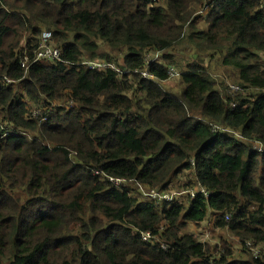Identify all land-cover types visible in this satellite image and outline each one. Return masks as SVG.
<instances>
[{
	"label": "trees",
	"instance_id": "trees-1",
	"mask_svg": "<svg viewBox=\"0 0 264 264\" xmlns=\"http://www.w3.org/2000/svg\"><path fill=\"white\" fill-rule=\"evenodd\" d=\"M262 5L0 0V79L13 82L0 86V134L10 130L0 137V264H264ZM201 18L204 29L196 26ZM42 31L52 34L60 61L21 68V43L31 58ZM183 45L191 59L175 62L169 52ZM156 51L164 64L146 69L156 81L134 74ZM219 58L235 76V96L208 70L206 61ZM95 59L130 73L83 64ZM172 64L179 93L159 84ZM208 123L229 132L213 134ZM197 183L207 199L156 203L138 190ZM208 215L238 240L240 255L222 237L202 243L188 232ZM246 241L263 246L259 257Z\"/></svg>",
	"mask_w": 264,
	"mask_h": 264
},
{
	"label": "built area",
	"instance_id": "built-area-1",
	"mask_svg": "<svg viewBox=\"0 0 264 264\" xmlns=\"http://www.w3.org/2000/svg\"><path fill=\"white\" fill-rule=\"evenodd\" d=\"M262 7L264 8V5H262ZM207 10H208L207 8H204L202 11L199 12V14L203 15V13H206ZM37 39H38V43L32 51L31 58L28 56L27 49L25 48L26 40L24 39L23 42L21 43L20 49L17 51V56H18L19 64L21 68L28 70L30 65L37 63V62L55 63V62L60 61V49L57 48L53 44L52 34L50 32L42 31V33ZM162 56H163V52H159V51L147 53L144 57V63H143L142 69L134 70L133 73L139 74L144 79H150V80L156 81L154 77L148 74L146 69L151 63L164 64V61L162 60ZM83 64L88 66L89 69L91 70L110 69L118 73V75L130 73L129 70L120 71L115 67L114 64L107 63L106 61L102 59H95L93 61L84 62ZM165 68H166V73H167V80H172V79L178 80L180 78V73L173 66L168 65ZM161 82H159V84ZM12 83L13 82L6 77H3L0 79V86H9ZM228 93L230 95L235 96L240 93V89L235 84L228 85ZM70 104H71V101H70ZM230 105L232 108L235 107V103H232ZM40 114H41V110H38V111L32 110L30 112L31 117H36L37 115H40ZM208 126L210 129V132L213 134L229 132L227 128H224L221 125L216 124V123H208ZM9 131H10L9 129H3L2 133L0 134V137L1 138L5 137L9 133ZM233 134L237 136L238 138L242 139V137L238 135L237 133H233ZM250 144L252 145L254 150H256L259 153H263L262 146L260 143L251 142ZM190 164L192 166L194 165L193 159H190ZM109 181L116 186H121V185L124 186L126 184L124 180H120V179L109 178ZM138 190L143 197L149 200L155 201L156 203H161V202L172 203L183 197H187L189 198V200H193L197 195H202L205 199H207L210 195V193L199 183H197L192 189H189V190H182V189L174 190L173 189V190H168V191H158L155 189L146 190L140 186H138ZM228 220H229V216L226 215L225 221H228ZM202 223H204L202 235L204 236V238H208V235L212 230V226L209 221H206V222L204 221ZM163 229L164 228L162 227L161 230ZM141 239L142 241H145V242H148L151 239H154L152 240L153 243L154 241H158L157 237L152 236L150 233H141ZM236 241L238 240L236 239ZM243 247L247 249L254 258L259 257L261 254V249L259 248V246L255 245L251 241H246ZM160 248L165 249V245L161 244Z\"/></svg>",
	"mask_w": 264,
	"mask_h": 264
},
{
	"label": "rangeland",
	"instance_id": "rangeland-1",
	"mask_svg": "<svg viewBox=\"0 0 264 264\" xmlns=\"http://www.w3.org/2000/svg\"><path fill=\"white\" fill-rule=\"evenodd\" d=\"M205 13H203L204 15ZM197 28L198 29H204L206 27V24L204 22V20L201 18L199 20V22L197 23ZM169 54L174 55V61L175 62H185V61H189L191 58V51H190V46L187 45H183V46H178L176 48L173 49V51L171 50V52H169ZM208 61V60H207ZM206 61V65H208V70L211 73L212 77L217 81H225L227 83V85H234V80H235V76L232 73V70H230V68L228 67H223L221 65V59H216L215 61L213 60L212 62L210 61L209 63ZM171 66H173L179 73H180V69L176 67L175 64H172ZM160 85L168 90V91H173L175 93H179L180 91V87L179 85V79H172V80H166V81H162L160 83ZM178 96V95H177ZM187 175V173H186ZM209 221L211 226H212V230L208 235V238H204L203 234V224L201 223L199 224V226L196 227V225L189 223L188 224V232L192 233L197 240H199L200 242L203 241V243H211V244H219V242L221 241L220 238L222 237L223 240H226V242L229 244V246L232 248L233 253L235 256L240 255L242 252V246L239 245V243L236 241L235 238H232L227 231L225 230H218L215 229L213 227V221H214V216L212 215H208V217L206 218L205 222ZM259 248L261 249V247H263L262 245H258ZM221 252L223 253V250L221 249L219 251V254H221ZM218 254V255H219Z\"/></svg>",
	"mask_w": 264,
	"mask_h": 264
}]
</instances>
